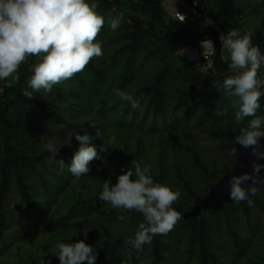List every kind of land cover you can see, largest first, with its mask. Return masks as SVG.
<instances>
[{"label": "rangeland", "instance_id": "1", "mask_svg": "<svg viewBox=\"0 0 264 264\" xmlns=\"http://www.w3.org/2000/svg\"><path fill=\"white\" fill-rule=\"evenodd\" d=\"M207 18H194L178 30L187 39L214 28L252 34L264 54V0H197ZM105 19L98 36L103 56L50 93L22 94L39 57L18 70L8 91L0 81V264H59L55 245L83 239L96 250L108 242L134 238L142 214L99 201L104 180L115 184L133 162L150 166L154 182L179 190L173 205L182 219L167 235L153 237L137 251L110 246L96 264H264V182L247 201L197 210L198 201L217 188L235 166V136L253 117L237 123L231 99L213 88L225 75L210 71L211 60L192 62L172 29L171 0H89ZM123 13L115 31L109 20ZM205 40V39H202ZM200 40V41H202ZM198 41V42H200ZM215 46V43H214ZM215 51V50H214ZM228 53L221 48L222 56ZM159 103L152 84L159 74ZM259 75L264 78V65ZM140 100L133 109L114 92ZM257 116L264 117V96ZM227 110L217 116L216 111ZM103 133L96 139V130ZM88 133L101 159L79 178L67 169L79 148L75 134ZM115 141L112 142V138ZM51 141L63 159L61 169L45 145ZM24 183L27 200L20 189ZM198 211V212H195Z\"/></svg>", "mask_w": 264, "mask_h": 264}, {"label": "clouds", "instance_id": "2", "mask_svg": "<svg viewBox=\"0 0 264 264\" xmlns=\"http://www.w3.org/2000/svg\"><path fill=\"white\" fill-rule=\"evenodd\" d=\"M97 4L89 0H0V81H7L12 87L19 83L18 70L30 57H39L32 67V74L22 94L29 100L35 93H50L55 85L70 80L83 72L94 59L103 56L102 43L97 39L102 31L105 19L96 11ZM123 13L109 20V27L119 28ZM185 16L180 14V21ZM222 50L228 55L222 56L228 62L231 75L222 81H214L213 88L223 92L231 99L237 123L253 117L246 127L240 129L235 137V144L251 149L257 160L264 159L261 150V138H264V117L257 116L260 99L264 96V78L259 75L264 65V54L259 46L253 45L252 34H240L238 29H231L219 37ZM115 94L128 102L133 109L140 107V100L125 91L115 89ZM227 110H217L215 115H225ZM103 133L96 130V139L102 140ZM78 150L73 154L68 171L76 178L87 175L92 161L101 159L100 152L107 151L102 145L98 151L88 133H76ZM115 137L112 138V142ZM48 152L54 153L53 159L63 169V159H55L58 149L49 141L45 145ZM237 147L231 150L237 155ZM130 168L116 178V183L104 180L98 199L110 204L114 209L135 210L142 214L134 238L126 243L137 251L145 244H150L153 237L167 235L182 219V215L173 205L180 199L179 190L154 182L150 166L133 162ZM251 173L233 175L229 179V198L236 204L253 201L249 198L257 193L261 184L259 173L264 164L254 162ZM249 182H251L249 184ZM247 184V187L243 185ZM52 256L58 257L59 264H96V248L83 239L72 243L55 245ZM41 264H46L42 259ZM50 264V262H49Z\"/></svg>", "mask_w": 264, "mask_h": 264}, {"label": "trees", "instance_id": "3", "mask_svg": "<svg viewBox=\"0 0 264 264\" xmlns=\"http://www.w3.org/2000/svg\"><path fill=\"white\" fill-rule=\"evenodd\" d=\"M180 25H186V24L181 23V22L176 20V22H174V24L172 25V29L176 33L177 37L182 41L187 40L191 44H197L198 41H200L202 39L213 40V42L215 43V51H214V54L212 55L210 71H212L213 73H217L219 75H225V76L231 75V72L228 68V64L227 65L221 64V43L219 40L220 35L216 29L209 28L206 32L200 33L195 39L189 40V39H187V37L184 33L180 32L178 30ZM162 76H163L162 73L159 74L158 77L156 78L155 82L151 86V89H152L153 94H154L153 99L155 100L156 104L159 103L158 83H159V80L162 78ZM6 86H7V83H6ZM7 88H8V91L4 92V94H6V95L15 91V86H12V87L7 86ZM20 189H21V192L23 193V197L27 200L28 195H27V192L25 191V186H24V183L22 181H20ZM127 240L128 239H119V240H115L114 242L106 243L100 249L96 250L98 253V256L107 254L108 247L113 246V245L118 246V245L124 243L131 248V244L126 243Z\"/></svg>", "mask_w": 264, "mask_h": 264}, {"label": "water", "instance_id": "4", "mask_svg": "<svg viewBox=\"0 0 264 264\" xmlns=\"http://www.w3.org/2000/svg\"><path fill=\"white\" fill-rule=\"evenodd\" d=\"M260 143L262 146L261 150L264 151V138H261ZM234 147H237L238 149L237 162L234 168L227 175H225L222 181L218 183L217 188H211L210 192L206 196H204L203 199L198 201L197 210L201 208L202 206L205 207L209 204L214 205L215 207L222 206V203L224 200H230L229 198L230 186H229L228 181L231 178V176L241 175L245 172L251 173L253 171L252 165L254 162L264 164V159L257 160V158L251 154V149H245L236 144ZM245 150H246V153H243ZM259 176L261 177V184H262L264 182V168L261 169ZM250 183L251 182H249V184ZM243 186L247 187L248 185L245 184ZM195 212H198V211H195Z\"/></svg>", "mask_w": 264, "mask_h": 264}, {"label": "built area", "instance_id": "5", "mask_svg": "<svg viewBox=\"0 0 264 264\" xmlns=\"http://www.w3.org/2000/svg\"><path fill=\"white\" fill-rule=\"evenodd\" d=\"M176 8L173 10V17L180 21V14L185 16L184 24L189 23L194 18H207L205 7L197 0H171ZM215 46L211 39H205L185 49V56L188 60L196 62L201 59H210L214 54ZM264 91V89H262Z\"/></svg>", "mask_w": 264, "mask_h": 264}, {"label": "bare ground", "instance_id": "6", "mask_svg": "<svg viewBox=\"0 0 264 264\" xmlns=\"http://www.w3.org/2000/svg\"><path fill=\"white\" fill-rule=\"evenodd\" d=\"M243 153H246V150ZM244 155H246V154H244Z\"/></svg>", "mask_w": 264, "mask_h": 264}]
</instances>
